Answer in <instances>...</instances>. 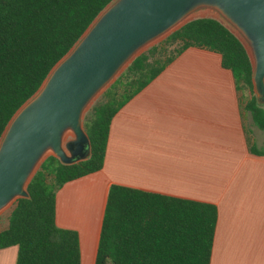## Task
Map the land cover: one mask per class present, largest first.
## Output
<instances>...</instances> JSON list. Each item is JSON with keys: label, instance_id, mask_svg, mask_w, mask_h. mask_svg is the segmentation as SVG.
Here are the masks:
<instances>
[{"label": "trees", "instance_id": "16d2710c", "mask_svg": "<svg viewBox=\"0 0 264 264\" xmlns=\"http://www.w3.org/2000/svg\"><path fill=\"white\" fill-rule=\"evenodd\" d=\"M115 0H0V139L16 112L40 89L55 65ZM179 44L173 52L169 47ZM215 52L232 72L245 110L264 133V107L253 89V67L242 42L217 19L199 18L137 57L84 117L91 157L63 165L50 156L20 199L0 250L18 247L16 264H81L78 233L56 225V195L66 184L102 171L118 111L183 51ZM217 222L214 205L112 185L96 264H210Z\"/></svg>", "mask_w": 264, "mask_h": 264}, {"label": "crops", "instance_id": "0c3cea01", "mask_svg": "<svg viewBox=\"0 0 264 264\" xmlns=\"http://www.w3.org/2000/svg\"><path fill=\"white\" fill-rule=\"evenodd\" d=\"M220 54L191 47L114 116L102 171L62 187L56 225L96 264L109 189L212 204L210 264H264V138ZM262 132V131H261ZM18 247L0 250L16 264Z\"/></svg>", "mask_w": 264, "mask_h": 264}, {"label": "water", "instance_id": "95a60500", "mask_svg": "<svg viewBox=\"0 0 264 264\" xmlns=\"http://www.w3.org/2000/svg\"><path fill=\"white\" fill-rule=\"evenodd\" d=\"M202 10L215 12L222 21L213 19L246 48L254 94L264 107V0H115L6 127L0 139V212L29 198L28 186L50 153L63 165L90 159L84 117L92 104L144 50L199 19L194 16Z\"/></svg>", "mask_w": 264, "mask_h": 264}, {"label": "rangeland", "instance_id": "374dc122", "mask_svg": "<svg viewBox=\"0 0 264 264\" xmlns=\"http://www.w3.org/2000/svg\"><path fill=\"white\" fill-rule=\"evenodd\" d=\"M194 17H195V18H201V17H206V18H218V19L221 20V18H220L215 12L210 11V10H202V11H199L198 13L195 14ZM221 21H222V20H221ZM169 36H170V35H169ZM169 36H168V37H169ZM168 37H165V38L162 39L161 41L155 43L153 46H151V47L147 48L146 50H144V52H147V51L150 50L152 47L162 45V43H163L164 41H166ZM178 47H179V44H173L172 46L169 47L168 50H169L170 53H173ZM144 52H143V53H144ZM102 95H103V94H102ZM102 95H101V96H102ZM101 96H99V97L97 98V100L92 104V106L90 107V109H91V108L95 105V103L101 98ZM243 98H244L245 100H248V99L250 98V92L246 91V93L244 94ZM90 109H89V110H90ZM86 114H87V113H86ZM86 114H85V115H86ZM258 132H259V134H261V135L263 136L262 138H264V133L261 132V131H258ZM70 135H71V134H70ZM68 136H69V135H68ZM68 136H67V137H68ZM50 156H52L51 153L47 156V158L50 157ZM47 158H46V159H47ZM15 204H16V203H13L11 206H9L8 208H6L5 210H3V211L0 212V228H1L2 230H4V229L7 228V226H8V221H9V217H10V214H11L12 210H13L14 207H15Z\"/></svg>", "mask_w": 264, "mask_h": 264}]
</instances>
